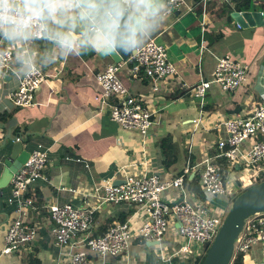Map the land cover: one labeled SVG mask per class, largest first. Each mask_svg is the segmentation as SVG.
<instances>
[{
  "label": "crops",
  "instance_id": "crops-1",
  "mask_svg": "<svg viewBox=\"0 0 264 264\" xmlns=\"http://www.w3.org/2000/svg\"><path fill=\"white\" fill-rule=\"evenodd\" d=\"M184 1L178 10L171 11L169 19L152 38L166 49L168 61L177 70L178 82H162L157 91L161 93L155 95L149 84L154 82L142 71H132L130 62L119 71L130 95L138 99L156 121L145 139L137 133L121 130L111 121L108 108L94 101L100 93L94 74L112 62L95 54L49 62L45 57L54 46L45 39L34 40L26 46L30 61L44 73V82L35 91L31 107L14 108L8 94L17 89L27 70L24 52L11 44L13 72L0 77V115H10L14 124L0 121V175L4 155L16 136L25 139L23 149L28 153L38 147L45 151L47 162L42 178L30 185L25 195L37 209L29 213L31 215H24L36 230V238L12 256L1 253L5 229L17 218L6 204L10 184L6 187L9 191L4 193V188L0 193V199L5 197L0 201V264H26L25 259L32 250L36 251L41 264L67 263L50 232L48 209L53 204L84 202L96 207L92 234L120 223L122 218L137 234L147 218L146 212L127 204L101 205L95 189L104 182L122 181L124 171L121 169L132 164L139 172L145 169L163 179L173 178L188 161L191 165L201 163L206 158V147L226 137L223 121L236 114L248 117L256 105H264V26L240 29L225 13L236 11L234 0H211L203 12L202 5ZM251 5L249 11H263L264 0H252ZM210 35H219V40L211 44ZM244 39L248 40V45L243 43ZM225 54L246 58L247 82L237 91L224 93L221 101L215 97L217 89L211 88L206 94L205 106L198 113L188 101L193 97L191 88L201 80H210L216 59ZM177 92L183 95L170 98ZM193 120L199 122L196 124ZM164 137L171 139V149L165 154L159 147ZM31 146L36 148L31 150ZM249 146L250 143H246L243 148ZM137 171L132 169L134 173ZM179 194L178 190L170 189L163 197L174 204L181 199ZM38 200L41 203L38 204ZM28 211L25 209L24 214ZM155 247L135 236L122 255L104 259L92 255L90 259L93 264H153L146 253ZM242 258V264H264V245L255 246Z\"/></svg>",
  "mask_w": 264,
  "mask_h": 264
},
{
  "label": "built area",
  "instance_id": "built-area-1",
  "mask_svg": "<svg viewBox=\"0 0 264 264\" xmlns=\"http://www.w3.org/2000/svg\"><path fill=\"white\" fill-rule=\"evenodd\" d=\"M211 0H199L202 12ZM185 4L184 0H173L172 10H178ZM191 11L192 7H188ZM35 40H43L37 38ZM14 51L8 41L0 39V77L13 72L12 62ZM132 71L140 72L156 83H174L177 81V70L168 61L166 49L151 39L140 51L130 56ZM125 64V63H124ZM124 64H108L103 70L94 74V79L100 88V93L94 101L109 110L111 121L121 130L137 133L145 139L156 125L153 115L142 103L130 95L128 89L119 77V71ZM35 65V64H34ZM248 65L235 55L225 54L216 59V64L210 80H201L191 88L192 96L201 100L203 106L208 90L217 86L223 93L237 91L246 84ZM45 75L40 67L21 76L17 89L8 94L14 108L32 106L34 93L44 82ZM151 90L157 92L159 87L149 83ZM199 120H193L198 123ZM226 137L215 144L206 147V158L196 165L187 162L180 173L168 179L157 174L148 173L145 169L137 171L135 164L122 168L124 179L120 184L104 182L95 189L96 196L101 199V205L127 204L133 208L143 209L147 218L134 233L128 221L110 226L101 236H93V214L96 207L83 204L66 203L49 206L48 217L51 223L50 232L53 241L61 254L67 258L64 264H93L90 257L101 259L122 255L126 252L132 240L136 237L144 242L153 243L159 248L160 256L164 255L161 246L171 227L182 240L180 245L172 241L174 252L162 260L167 264L181 256L189 260L199 258L202 252L214 241L223 221L225 212L221 209H211L202 205L194 195L185 188V181L190 174L198 172L200 185L207 196L230 197L238 193L231 189L226 180L225 171L234 172L243 165L264 166V105H256L250 116L236 114L222 122ZM16 142H25L22 136L15 137ZM250 143L245 149L243 145ZM39 149L29 152L27 160L13 174L10 181V193L6 204L17 215L10 226L5 229L3 255H13L24 245L32 244L36 238V230L30 226L24 215L36 212V206L26 198L28 187L42 178L46 166L47 154ZM78 161V160H77ZM144 164V163H143ZM137 173L132 172V169ZM176 189L182 199L179 203L167 202L163 194ZM85 204V205H84ZM29 209L24 214V210ZM264 245V212L255 214L245 220L233 246V258L245 255L257 245ZM176 247V249H175Z\"/></svg>",
  "mask_w": 264,
  "mask_h": 264
},
{
  "label": "clouds",
  "instance_id": "clouds-1",
  "mask_svg": "<svg viewBox=\"0 0 264 264\" xmlns=\"http://www.w3.org/2000/svg\"><path fill=\"white\" fill-rule=\"evenodd\" d=\"M173 0H0V39L24 52L37 38L54 46L45 59L135 54L169 19ZM233 258V257H232Z\"/></svg>",
  "mask_w": 264,
  "mask_h": 264
},
{
  "label": "water",
  "instance_id": "water-1",
  "mask_svg": "<svg viewBox=\"0 0 264 264\" xmlns=\"http://www.w3.org/2000/svg\"><path fill=\"white\" fill-rule=\"evenodd\" d=\"M234 23L240 29H248L264 26V11H234L230 14ZM130 55L108 56L97 55L100 58H108L114 64H124L129 61ZM6 139H10L6 136ZM8 154V155H7ZM29 153L23 149L22 142L13 143L6 151L2 162V172L0 175V193L6 188L24 162ZM239 170V167H236ZM190 174L189 180L193 177ZM121 181L114 182V185ZM180 199L177 203L181 202ZM264 212V181L254 185L239 195L231 204L214 241L206 251L205 259L202 264H230L233 257V246L239 233L241 232L245 220L249 217Z\"/></svg>",
  "mask_w": 264,
  "mask_h": 264
},
{
  "label": "rangeland",
  "instance_id": "rangeland-1",
  "mask_svg": "<svg viewBox=\"0 0 264 264\" xmlns=\"http://www.w3.org/2000/svg\"><path fill=\"white\" fill-rule=\"evenodd\" d=\"M255 38H256V36L253 35V39H255ZM243 43L248 45V40L244 39ZM235 56L239 60H241L244 64H245V62H247L245 57H243V56L240 57L237 55H235ZM149 81L154 82V84L158 85L159 88H161V86L163 85L162 83H156L153 79H149ZM214 87L217 89V95L215 97L219 101H221L224 93L221 92L217 86H214ZM159 93H161V92L160 91L154 92L155 95H159ZM205 100H206V98L204 99V103H203L204 106H205ZM188 101H191L190 103L192 105H194L196 107V109H198V113L201 109H203L202 108L203 106L201 105V100L192 97ZM167 117H168V119H170L171 115H168ZM187 140H189V137ZM35 148L36 147H34V146L30 147L31 150L35 149ZM263 172H264V166H260V165L246 166V165H243L240 170H235L234 172L228 171L226 168L225 176H226V180L228 182L229 187L231 189H237V191L239 192V190H241V189L244 190L252 184V178L254 176H256L259 173H263ZM37 182H35L34 184H36ZM34 184H32L31 186H33ZM7 191H9L8 188H5L4 193H6ZM3 200H5V197L0 199L1 202ZM231 204H232L231 200L226 198V197H223V196H206V200L202 202V205L207 207V208H211V209L217 208V209L224 210L225 217L230 210ZM174 239L176 240L175 244L180 245L182 243V240L176 234V230L175 229L173 230L170 227L168 229L167 236L165 237V244L161 246V250L164 253V255L160 256L159 248L155 247L152 250V252L148 251V253H146L148 260H150L151 263H153V264H163L164 261L162 260V257H167L166 254L169 255V254H172L174 252V247H173L174 244H172V241ZM175 249H176V247H175ZM202 254H206V252L203 251ZM188 260H189V257L181 256L177 259V262H178L177 264H189Z\"/></svg>",
  "mask_w": 264,
  "mask_h": 264
},
{
  "label": "trees",
  "instance_id": "trees-1",
  "mask_svg": "<svg viewBox=\"0 0 264 264\" xmlns=\"http://www.w3.org/2000/svg\"><path fill=\"white\" fill-rule=\"evenodd\" d=\"M194 3H198L199 0H192ZM252 3V0H234V4H235V7H234V10L238 11V12H241V11H249L252 7L251 5ZM261 9L264 11V5H261ZM199 11L197 12H200V9H198ZM232 12V10H227L225 13L228 15V17H230V13ZM220 35V34H219ZM219 35L218 36H208L211 38V41H209L211 44H213L215 41H218L219 40ZM249 72V71H248ZM183 95V93H173L172 94V99H176L178 98L179 96ZM0 121H3L5 123H8V124H11L13 125L14 124V119L11 118L10 115H0ZM9 126V125H8ZM16 130V129H15ZM264 139V137L262 138ZM159 147L162 149V152L165 154L166 151H170L171 149V139L169 137H164L163 139L160 140L159 142ZM264 181V172L263 173H259L257 174L256 176H254L252 178V184L247 187L246 189H241L239 190V192L237 194H234L230 197H228V199L231 200V202H233L239 195H241L243 192H245L247 189H249L250 187L254 186V185H257V184H260ZM185 188L191 192L194 197L203 202L206 200V194L203 192L202 188H201V185H200V176H199V173L198 172H195L193 177L189 180V176L188 178L186 179L185 181ZM41 203L40 200H38V204ZM46 212V211H45ZM125 219L122 218L120 220V223L124 222ZM107 230V227L103 228L102 230L100 231H97L93 234V236H101L103 235V233H105ZM207 251V250H206ZM205 255L206 254H202L199 258H196V259H191V260H188V263L190 264H202L204 259H205ZM243 256L242 255H237L234 259H232V261L230 262V264H242V258ZM26 261V264H41L39 259L37 258V255H36V251L35 250H32L26 257L25 259ZM175 264H177V259L174 261Z\"/></svg>",
  "mask_w": 264,
  "mask_h": 264
}]
</instances>
